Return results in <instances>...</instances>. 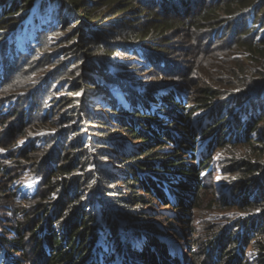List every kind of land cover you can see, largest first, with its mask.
<instances>
[{
  "label": "trees",
  "instance_id": "1",
  "mask_svg": "<svg viewBox=\"0 0 264 264\" xmlns=\"http://www.w3.org/2000/svg\"><path fill=\"white\" fill-rule=\"evenodd\" d=\"M111 1H120L118 4L134 2L139 3V6L151 5L152 15L161 16V21L156 19L154 25L158 29L171 26L184 27L192 23V28L196 32L199 30L195 37L198 42L195 49L202 41L199 36L202 34L201 30L214 31L212 32L214 34L216 30L227 27L231 30L233 38L239 36V40L243 42L247 39L246 34L250 38H253L251 36L253 34L248 32L243 34L244 30H238L235 27L236 23L246 15L252 17L263 15L259 20L264 21V0H228L226 3H218L220 0H0V26L6 25L2 26L4 31L21 29L22 18L28 14L31 7L41 2L43 14H48L50 18L48 24L45 21L39 24L42 28L50 29L60 20L66 23L69 18H75L72 36L87 38L101 30L97 11L103 9L101 6L105 2ZM168 4L180 8V12L186 14L183 18L177 14L173 15L170 19L173 23L166 26L168 20L164 19H167L166 16L169 17L168 12L159 13L164 12ZM51 7L53 9L48 13ZM191 7L198 8L191 11ZM129 28L134 30L131 25ZM145 30L146 28H136L132 33L136 31L138 38L142 39L146 36ZM132 33L129 36H132ZM32 35V44L28 52H31L34 43L37 42L36 33ZM215 39L218 40L217 37ZM82 42H76L75 46L86 44ZM255 42L264 46V36H257ZM2 45L0 64L3 72L0 74V87L4 86L5 81L10 80L13 75L12 73L8 77L6 67H14L16 60L26 54L17 48V45L14 46L12 40ZM118 45L122 48L129 47L130 51H134L160 69L164 66L174 68L176 64L162 57L147 42L133 40ZM244 45L251 50L250 42ZM87 46L89 45L86 44L84 49ZM79 53L80 58L74 59L70 67L61 65L62 70L68 71L69 75L76 79V84H71L70 92L79 93L78 98L70 96L64 99V103L68 105L73 103L71 105L73 111H76V102L81 111L88 109L92 113L95 112L89 104L105 108L115 124L141 141L133 145L120 139H112V136L108 135H105L108 138H103L81 134L69 145L72 148L77 145L81 147L76 155L70 158L67 153L60 157L61 161H54L53 159L58 158L57 150L50 151L45 146L53 142L55 136L48 141L42 128L40 130L43 132H38L35 137L39 138L40 135L41 139L36 140L44 144V147L34 149L35 144L29 143L24 149H20L17 155L10 154L11 158H19L20 163L28 168L27 172L35 177V189L30 199L28 201L22 199L18 202V206L25 202L31 205L37 222L33 226L32 218L29 216L15 218L4 232L3 222L0 220V264H44V262L48 264H264V161L236 160L235 166L240 169L234 172L237 171L240 175L233 180L227 179L217 194L211 191L210 185L207 184L212 172L209 156L215 148L247 141L248 148L253 154L263 153L261 147H258L261 146L259 144H263V140L260 136L255 137V133L258 132L255 124L264 114V87L263 94L248 93L249 89L246 88L227 91L228 94L222 99L223 101H214L218 92L212 86L199 87L200 96L197 95V91L194 93L195 85L190 81L194 69L189 67L187 74L190 79L188 78L186 83L188 86L186 98L184 92L175 89L160 91L154 88L136 89L126 80L125 75L129 76L127 72L113 73L105 69V73H102V69H100L102 72L97 69L98 73H102L99 75L95 70L97 67L95 60L84 55L83 51ZM80 68L83 70L82 73L76 74ZM14 69L15 67L11 68L15 73ZM170 71L172 72L164 71L163 74H167L168 77H180L177 71ZM105 74L108 79H105ZM181 88L180 85L178 90ZM90 90H93L92 94H89ZM27 100L30 109L19 114L18 120L21 122L34 119L33 112L39 114L37 113L39 109L37 111L34 109L39 108V101L34 99L33 95ZM13 105L14 103L11 104L10 109L5 110L7 119L15 118L18 114L16 105ZM198 110H203V115L199 116L197 126V123L194 124L190 119V115ZM47 115L48 110H45L41 118L44 123L48 121ZM97 115L103 116L99 112ZM91 118L89 121L96 120ZM101 119L104 120V123L100 121L101 124H107L105 118ZM5 120H1V124H4ZM217 128L218 132H216ZM57 138L60 140L58 136ZM88 139L93 144H109L116 148L117 158L125 168L113 173L116 178L114 180H121L131 188L134 192L131 198L119 197L121 195L115 194L116 192H108L102 183H100L101 191L96 186L89 189L88 185L83 190L73 172L78 169L79 160L89 155L85 148ZM257 139L259 141H255ZM152 143L158 146L153 153L152 149L147 150ZM100 148L97 150L108 152ZM81 149L83 151H80ZM141 149L147 151L140 152L135 157L136 152ZM31 152L43 153L38 157L43 165H38L36 158L27 156ZM20 153L23 155H19ZM151 154H155L156 157L142 159L143 156ZM228 165L230 163L220 166L225 179L231 172ZM35 166L37 169L34 170ZM93 171L91 170L92 176ZM7 172L6 168L0 167V173ZM102 178L106 182L110 180L109 175H104ZM18 179L19 177L10 179L11 184L16 182L15 187L9 185L0 188V193L5 201L7 200L6 204L15 217L19 213L16 207L17 193L14 192V189H18L21 184L16 181ZM206 190L210 191L208 205L222 206L225 210L234 206L238 209L232 216L233 219L216 227L212 226L202 241L197 242L196 238L192 240L188 245L191 255L189 260L184 257L179 242L172 240L170 236L162 235V229L159 228L158 231L157 225L143 220L147 217L142 218L131 210L134 206L144 204L148 197L170 206L173 210L179 205L182 208L189 205L199 208L196 202H199L200 195ZM53 195L55 196L52 199ZM124 201L128 204L123 205ZM24 212L25 210L19 214L22 215ZM169 214L171 217H178L174 211ZM248 245L254 248L251 262L245 253Z\"/></svg>",
  "mask_w": 264,
  "mask_h": 264
},
{
  "label": "rangeland",
  "instance_id": "2",
  "mask_svg": "<svg viewBox=\"0 0 264 264\" xmlns=\"http://www.w3.org/2000/svg\"><path fill=\"white\" fill-rule=\"evenodd\" d=\"M227 1L228 0H220L218 3H226ZM118 2H105V4L101 6L103 9L97 11L99 17L97 19L100 20L101 24H99V27L101 30L87 38L82 36L80 39V36H72V31L75 27V18H69L66 23L60 20V22L51 26L50 29L42 28L39 24L43 21L48 24L50 18L48 14H43L41 2H37L31 7L28 14L22 18L21 29L4 31L3 28L6 25H2L4 26L3 28L0 26V55L2 52V44H5L8 40H12L14 46L17 45V48L27 54H24L23 58L21 57L16 60L14 64L15 73L11 70V68L14 67H6V74L8 77L11 76L12 73L13 75L10 80L5 81L4 86L0 87V93L4 92L3 95L0 94V96H2L0 99V116H5L0 117V121L6 119L4 124L0 122V167L3 166L8 171L7 173H0V188L4 186L8 187L9 185L15 187L16 182L11 184L10 179H12V177H19L16 181L21 184H19L18 189H14V192L17 193L16 207L19 213L25 210L22 215L18 213L15 217L11 214L6 204L8 203L6 202L7 200L5 201L0 193V220L3 222L2 230L4 232L8 230L7 228L15 221V218L29 216L32 218V223H34L33 226L36 225L35 222H37V217L35 216L32 206L28 205V203L26 204V202L20 203L18 206V202L22 201V199L25 201L30 199L35 189V177L27 172L28 168H25L26 165L20 163L19 158H11L10 154L17 155L19 150L24 149L29 143L35 144V147L33 146L34 149L44 147L45 145L39 142L41 139L40 135L39 138H37V136L35 137V135H38V132L42 133L45 131L44 133L48 141L52 139V136H55L54 141L49 142L45 146L50 151L57 150L58 158H56L57 160L53 159L54 161H61L60 157L67 153L70 158L75 156L77 150L81 147L77 145L72 148L69 145L71 142L77 140L81 134L103 138H108L105 136L108 135L112 136V139H120L126 143H132L133 145H137V143L141 141L127 133L123 127L115 124L109 117L105 108L89 104V107L94 109L95 112L92 113L88 109L81 111L76 102V111H73L74 109L71 106L73 103L70 105L64 103L65 98L70 96L78 98L79 93L72 94L70 92L71 84H76V79L74 76H70L68 71L62 70L61 65L70 67V63H72L74 59L80 58L79 52L83 51L84 55L95 60L97 66L95 70L97 73L100 69H102L103 72L100 70L102 73H105V69L113 71V73L127 72L129 76L125 75L126 80L136 89L154 88L156 91L175 89L178 92H184L186 98V92L188 90L186 83L190 79L187 71L189 67H191V69H194V75L191 77L190 81L195 85V87H193L194 93L197 91V95L199 96L200 93L198 88L201 86H212L213 89H216L218 94L214 97V101L217 100L219 102L223 101L222 99L228 94L226 93L227 91L232 90L239 91L247 88L249 89L248 93L263 94L264 46L255 42L257 36H264V27H262L264 21L259 20L263 15L257 17H252L251 14V16L246 15L235 25L238 30H244L242 32L243 34H245V32L253 34L251 35L253 38H250L249 35L246 34L247 39L242 42V40H239V36L233 38L231 30L227 27L222 30H216L214 34H212L214 31L206 32L201 30L202 34L199 36L202 41L200 46L195 49V45L198 44L195 37L197 33H199V30L196 32L191 26L192 23L184 27L171 26L158 29L155 28L154 25L156 19L161 21V16L152 15L153 7L151 5L139 6V3L134 2L132 4H128L127 2L118 4ZM167 7L168 8L164 12L159 13L165 14V12H168L167 14L169 17L166 16L167 19H164L168 20L166 26L173 23V20L170 21L173 15L177 14L180 15V18H183L186 14V12H180V8L174 7L173 5L168 4ZM196 8L191 7V11ZM52 9L53 7L48 9V13H50ZM35 17L38 18L35 19ZM130 25L134 30H136V28H146V36L142 39L138 38L139 35L136 34V31L132 33L134 30L129 28ZM44 31L46 33H41ZM48 31L49 33H47ZM32 33H36L37 42L34 43L35 46L32 48L31 52H28L32 44ZM131 33L133 35L129 36ZM215 37H217L218 40H216ZM230 38L232 39L229 40ZM133 40H140L152 45L153 47L151 48L156 49V52L160 53L162 57L176 63L174 68L168 66H164L163 69L154 67L155 65L147 59L138 56L134 51H130L129 47L122 48L118 45ZM80 41H83L82 43H86L89 46H87L86 49H84L86 44L76 47L75 43ZM244 42H250L252 46L251 50H248L245 45L243 46V44H245ZM37 43L40 45H37ZM81 62L82 61L79 63ZM170 70L177 71L181 78L168 77L167 74H163L164 71H167V73L172 72ZM82 71V68H80L76 74H80ZM2 72L0 64V74ZM101 72L98 74L102 75ZM105 79H108L107 74H105ZM180 85L182 88L178 90ZM92 92L93 90H90L89 94H92ZM31 95L40 103L39 108H34L36 111L39 109V112H37L39 114L33 112L32 115H34V119L31 118L29 121L21 122L18 118L22 112L29 111L30 106L27 99H29ZM12 103L16 105L18 114H16L17 116L15 118L7 119L5 110L10 109ZM45 110H48L47 123H44L43 120L41 121L42 116L45 114ZM203 110L205 111V109ZM203 110L195 111L193 115H190V119L194 124L197 123V126L199 124L197 120L199 116L203 115ZM97 112L103 114V116L97 115ZM91 117L96 120L89 121V119H92ZM101 118H105L107 124H101L100 121H104ZM255 127L258 129V132L255 133V137L260 136L263 140V144H259L261 146H258L259 148L261 147L263 151L262 154H253L248 148L249 142L247 141L244 143L217 147L211 151L209 163L211 164L212 172L210 173L211 178L207 180V184L210 185L211 191L217 194L227 179L233 180L238 178L240 175L239 172H234V170L240 169L237 168L238 166H235L236 160L248 159L255 162L264 161V114L255 124ZM42 128L43 131L40 130ZM216 132H218V128ZM89 141L90 139L85 143L86 152H88L89 155L79 160L78 169L73 172L77 181L82 185L83 190H85L86 185H88L87 188L89 189L96 186L99 187L101 191L102 187L100 183H102V185L106 186L105 188H107L108 192H116L115 194L121 195L119 197L131 198L132 195H134L131 188L121 180H114L116 178L113 173L117 172L118 169L125 168L117 158L118 153H115L116 148L109 144L98 145L90 143ZM255 141H259V139ZM67 146H69V148H67ZM98 148L108 152L97 150ZM157 148L158 146L152 143L151 147L147 148V150L152 149L153 153ZM147 150L141 149L139 152H136L135 157L138 153ZM80 151L83 150L81 149ZM110 152L115 153V155ZM42 154V152H31L27 154V156L29 158H36V162L41 166L43 164L40 163L38 157ZM19 155L22 156L23 154L20 153ZM155 157V154H151L143 156L142 159H152ZM228 163H230L228 169L231 172L226 175L225 179L220 171V166H225ZM33 169L35 170L37 167L35 166ZM91 170H94L93 173L95 175L93 174L92 176ZM104 175H109L110 180L106 182L102 178ZM209 194L210 191L206 190L205 193L200 195L199 202H196L199 208H193L192 205L182 208L179 205L176 210H173L170 206L158 203L155 199L148 197L144 204L134 206L132 209L128 207V209L133 210L142 218L147 217L143 220L157 225L158 231L159 228L160 230L162 229V235L170 236L172 240L179 242L184 257L189 260L191 259V255L188 245L191 244L192 240L196 238L197 242L202 241L204 235L212 226L215 225L216 227L233 219L234 217L232 216L238 209V207L234 206L232 209L225 210L222 206L208 205ZM88 195H90V192ZM54 196L55 195H53L52 199ZM52 202H54V200ZM125 202L126 201L123 202V205L128 204V202ZM173 211L178 215L177 218L171 217V214H169ZM224 217L225 219H223ZM24 230L27 231L26 229ZM192 231L195 232L192 233ZM251 241L249 242L251 243ZM253 252V246L248 245L245 253L249 256L250 262L253 258ZM44 264H48V262H44Z\"/></svg>",
  "mask_w": 264,
  "mask_h": 264
}]
</instances>
